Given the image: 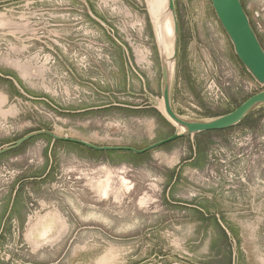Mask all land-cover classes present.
Returning a JSON list of instances; mask_svg holds the SVG:
<instances>
[{
  "label": "rangeland",
  "instance_id": "374dc122",
  "mask_svg": "<svg viewBox=\"0 0 264 264\" xmlns=\"http://www.w3.org/2000/svg\"><path fill=\"white\" fill-rule=\"evenodd\" d=\"M241 2L264 49V0ZM175 6L177 114L264 91L211 0ZM161 102L148 0H0V149L39 130L143 149L176 131ZM0 205V264H264V105L139 157L34 138L0 156Z\"/></svg>",
  "mask_w": 264,
  "mask_h": 264
},
{
  "label": "water",
  "instance_id": "95a60500",
  "mask_svg": "<svg viewBox=\"0 0 264 264\" xmlns=\"http://www.w3.org/2000/svg\"><path fill=\"white\" fill-rule=\"evenodd\" d=\"M215 14L230 39L234 52L254 81L264 87V49L255 33L241 0H211ZM166 14L173 20V43L165 50L157 36L161 64V98L164 118L176 128L170 137L151 144L143 149L128 146H97L79 139L61 137L48 130L33 131L19 140L0 149V156L15 151L28 141L46 136L52 142L80 145L95 152H130L144 155L186 137L232 129L241 124L256 108L264 105V91L250 97L233 112L210 120H191L176 113L172 105V87L175 65L178 60L180 28L175 0H167Z\"/></svg>",
  "mask_w": 264,
  "mask_h": 264
},
{
  "label": "bare ground",
  "instance_id": "6f19581e",
  "mask_svg": "<svg viewBox=\"0 0 264 264\" xmlns=\"http://www.w3.org/2000/svg\"><path fill=\"white\" fill-rule=\"evenodd\" d=\"M167 0H148V11L154 24L155 34L165 50L171 48L173 43V20L166 14ZM161 111L164 112L163 102Z\"/></svg>",
  "mask_w": 264,
  "mask_h": 264
},
{
  "label": "crops",
  "instance_id": "0c3cea01",
  "mask_svg": "<svg viewBox=\"0 0 264 264\" xmlns=\"http://www.w3.org/2000/svg\"><path fill=\"white\" fill-rule=\"evenodd\" d=\"M187 162L190 163V164H193L194 162H196V159L195 158H192V159H189ZM0 207H1V205H0ZM51 218L54 221H56V220L59 219V217L52 216V217L46 218L44 221H46L47 219H51ZM4 219H5V221H7L9 219V209L5 211V213H4Z\"/></svg>",
  "mask_w": 264,
  "mask_h": 264
},
{
  "label": "trees",
  "instance_id": "16d2710c",
  "mask_svg": "<svg viewBox=\"0 0 264 264\" xmlns=\"http://www.w3.org/2000/svg\"><path fill=\"white\" fill-rule=\"evenodd\" d=\"M109 153H116V152H109ZM126 153L131 154V155L134 156V157H139V156H135L134 154H132V153H130V152H126Z\"/></svg>",
  "mask_w": 264,
  "mask_h": 264
}]
</instances>
